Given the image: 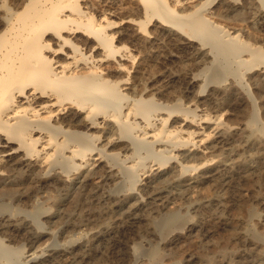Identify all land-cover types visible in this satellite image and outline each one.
Returning <instances> with one entry per match:
<instances>
[{
    "label": "rangeland",
    "instance_id": "374dc122",
    "mask_svg": "<svg viewBox=\"0 0 264 264\" xmlns=\"http://www.w3.org/2000/svg\"><path fill=\"white\" fill-rule=\"evenodd\" d=\"M92 1L97 3V0ZM126 1L114 0L113 4L105 5L100 0V10L115 9L116 6L117 11L119 8L120 11L121 8L136 10L140 6L137 0ZM202 1L210 5L207 10H202L204 17L264 49L261 39L264 38V24L245 14L244 0H230L238 6L227 9L219 7V0H187L181 6L173 3L169 6L186 13ZM133 16L136 20H144L135 13ZM151 21L145 19L144 28L152 29L155 22ZM164 34H158L148 44L134 42L128 37L125 40V36L120 44L116 43L123 48L122 52L144 60V69L141 66L140 73L136 74V89L128 95L150 98L168 106L160 110V115L169 123L167 128L174 131H191L195 126L184 121L185 116L172 106L177 104L182 109L195 110L199 124L196 131H201L198 137H192L191 142L178 146L176 151H166L170 159L163 165L155 161L148 163L155 168L160 166L165 173L181 162L178 160H182L183 165L200 166L185 173L184 178L201 177L202 183L190 188H176L171 180L166 179L163 183L157 178L149 180L150 177L146 178L138 171L141 175L137 186L131 190L138 200L130 197L124 201L118 196L127 190L128 184L103 167L82 185L78 183L80 178L70 185L52 178L42 182L36 174L19 167L9 176L19 179L21 185L13 186L14 189L5 190V193L0 191V240L18 249L24 264H264V65L245 71L242 81L226 73L211 81L207 72L211 57L199 51L202 46L205 50L208 47L190 36L187 28L179 38ZM188 39L192 45L186 43ZM126 66L130 68L131 65L126 62ZM129 68L116 74L114 79L128 78ZM240 83L245 87H240ZM252 100L260 117V126L257 124L256 129H259L255 133L244 129L252 116ZM216 118L220 128L235 129L226 134L213 131ZM102 128L100 146L104 154H100V165L112 164L113 171H117L119 165L116 162L125 160L126 166L134 163L125 158L131 151H126L121 143L106 145L107 138H116L117 134L102 133ZM182 136L187 138L185 134ZM105 153L118 154L120 158L114 161ZM79 172L77 169L71 174L78 175ZM146 185L151 186L147 192L143 189ZM169 212L176 213L180 222L174 227H163V218ZM36 217L40 219L39 227L33 221ZM13 225L19 226L20 230L13 229ZM27 226L31 230L27 231ZM38 233H44V236L37 237ZM134 244L143 246L138 255L131 249ZM34 253L41 255L31 260Z\"/></svg>",
    "mask_w": 264,
    "mask_h": 264
},
{
    "label": "bare ground",
    "instance_id": "6f19581e",
    "mask_svg": "<svg viewBox=\"0 0 264 264\" xmlns=\"http://www.w3.org/2000/svg\"><path fill=\"white\" fill-rule=\"evenodd\" d=\"M113 1L101 0L105 5L113 4ZM137 1L140 6L136 10L121 8L120 11L119 8L117 11V6L115 9L100 10V0L97 3L92 0H0V191L5 193V190L21 185L19 179H10L9 176L11 171L19 167L36 174L39 181L52 178L68 185L77 178H80V185L85 184L89 176L100 172L103 167L112 176L128 184L127 190L118 196L124 201L130 197L138 200L131 190L141 174L150 177L149 180L160 179L161 183L166 179L171 180L176 188H190L202 183L201 177L184 178L185 173L199 169L200 166L183 165L182 160H178L181 162L173 165L166 173L160 167L170 159L166 151H176L178 146L191 142L192 137H198L201 131H196L198 117L195 118V110L182 109L175 103L172 108L182 113L184 121L195 126V129H168L169 123L160 115V110L168 106L164 107L150 98L128 95L136 89V74L141 66L143 68L144 60L122 52L123 48L116 43L125 36V40L128 37L134 42L148 44L160 33L179 38V34L187 28L190 36L208 47L205 50L202 46L199 51L211 57L207 68L211 81L224 73L242 81L245 71L264 65V49L246 42L240 38V34H231L211 22L212 19L210 21L204 17L202 10L206 9L208 2L202 1L198 7L185 13L177 12L169 4L181 6L187 0ZM218 4L225 9L238 6L230 0H219ZM243 4L245 14L264 24V0H244ZM133 13L144 20L154 21L153 28H144V20L134 19ZM142 29L146 32H142ZM261 39L264 41V38ZM186 43L192 45L190 39ZM126 62L130 63V68ZM128 68V78L121 81L114 79L116 74ZM251 107L252 116L245 122L244 129L255 133L259 129L256 126L260 117L254 101ZM217 118L213 121V131L226 134L235 129L220 128ZM100 128L103 129L102 133L117 134L116 138L108 137L106 145L121 143L126 151H131V155L125 158L134 163L126 166L125 160L116 162L119 165L117 171H113L112 164L100 165V154H104L100 146ZM182 134L187 138H182ZM196 143L191 144L193 146ZM106 155L114 161L120 158L118 154ZM149 161H155L160 166L155 168ZM77 169L80 170L79 174L72 175L71 172ZM9 184L12 185L7 187ZM143 189L150 190L151 186L146 185ZM33 221L37 227L40 226L39 218ZM178 222L180 217L169 212L163 218V227L175 226ZM15 228L19 229V226L15 225ZM28 230L31 228L27 226ZM36 236L42 237L44 233ZM131 249L134 255H138L143 246L134 244ZM40 255L34 253L30 259H37ZM24 263L18 249L0 240V264Z\"/></svg>",
    "mask_w": 264,
    "mask_h": 264
}]
</instances>
